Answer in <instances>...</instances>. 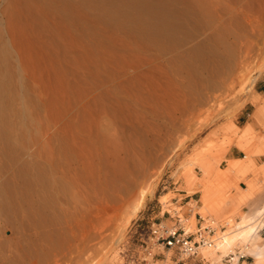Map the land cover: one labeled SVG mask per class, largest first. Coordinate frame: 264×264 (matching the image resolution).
Instances as JSON below:
<instances>
[{
    "label": "rangeland",
    "instance_id": "obj_1",
    "mask_svg": "<svg viewBox=\"0 0 264 264\" xmlns=\"http://www.w3.org/2000/svg\"><path fill=\"white\" fill-rule=\"evenodd\" d=\"M28 2L29 11L25 14L23 0H0V134L10 132L8 140L13 146L14 158L40 163L58 158L59 148L67 138L65 134L72 132L68 136H73L79 144L83 162L89 161L88 156L95 164L93 172L98 173V177L93 173V179L97 177L93 180V196L96 203L93 209L85 205L86 197H91L92 192L88 190L87 171L77 165L81 163L77 157L69 178L80 192L76 201L71 199L68 209L64 206L65 211L22 209L23 212H13L15 217L0 208V264H86L88 259L93 264H136L131 258L139 251L136 245L140 230L166 210L188 211V206L179 207L183 196H177L178 202L172 203L169 191H180L181 172L187 165L195 169L198 161L210 163L212 174L222 170L221 178L228 184L223 197L219 198L220 210L226 214L220 226L222 230L228 229L225 225L228 218H234L233 224L244 219L249 221L247 218L253 211L264 208V45L261 41L264 38V0ZM139 3L153 7L164 4L165 19L175 20L182 26L178 25L180 28L174 31H179L180 34L175 35L181 38L177 36V40L156 25L157 29L150 28L153 25L146 22L153 19L148 14L150 20L146 18L143 13L146 7L142 8ZM12 11L20 13L11 16ZM171 36L177 41H170ZM236 50L245 52L244 70L240 73L232 55ZM211 59L214 62L217 59V64ZM208 63L216 64L215 68L211 66L210 70ZM205 69L215 71L214 80L208 82ZM257 74L252 84L247 83L248 78ZM256 84L261 85L262 93L254 91ZM204 86L220 94L210 108L197 102ZM191 107L195 110L192 116L188 114ZM146 128L148 131L151 128L150 133ZM134 130L137 134L131 132ZM101 135L106 143H100ZM154 136L159 138L155 140ZM129 137L143 141L141 145L134 142L139 143L142 151L139 154L143 153L139 158L149 162H139L145 166L143 172L142 165L136 166L137 173H134L136 168L131 167L134 172L130 169L133 174L131 172L125 180L126 188L122 180L115 178L113 168L119 164L115 159H120L118 157L127 149L126 145L123 150L116 146L123 147L120 142L125 139L130 149L134 146L128 142ZM3 146L4 140L0 138V165L7 160ZM49 148H52L51 155ZM232 153L241 158L228 160ZM105 154L108 157L103 156ZM6 170L5 166L0 168V184L4 177H8L4 182L19 179L18 173L7 171V174ZM110 171H114V175ZM130 177L133 180L138 177L139 184L145 183L139 186L137 181H129ZM134 184L145 189L140 190ZM115 186L119 190L114 189ZM108 187L119 194L108 193ZM147 188L151 195L145 197L138 211L132 212L137 193L147 192ZM198 196L195 192L187 198L197 199ZM39 213H46L42 215L46 218L38 217ZM261 217L253 224L257 225L261 236L257 245L264 249V215ZM52 220L54 223L50 222ZM185 224L187 226V221ZM190 231H195V227ZM255 250L254 247L242 251V245L237 243L232 252L220 253L219 259L202 256L201 264H231L228 255L231 253L232 257L239 256L243 263H252L256 260ZM162 258L148 256L147 261L171 264L169 254L165 261H157Z\"/></svg>",
    "mask_w": 264,
    "mask_h": 264
},
{
    "label": "bare ground",
    "instance_id": "obj_2",
    "mask_svg": "<svg viewBox=\"0 0 264 264\" xmlns=\"http://www.w3.org/2000/svg\"><path fill=\"white\" fill-rule=\"evenodd\" d=\"M23 3H24V7H23V9H24V12H25V14H27L28 13V11H29V2H28V0H23ZM140 4V6L142 7H146V8H143L144 9V11H143V13L145 12L146 13V15L148 14L149 15V17H152V21H145L146 22V24L148 23H151L152 25H153V27L151 26L150 28H153V29H157V27H160L161 29L160 30H162V32H163V30L165 31V33L166 34H169V35H174V36H176V39L179 37L178 35L180 34L179 33V31L176 33H174V31H177V29H178V27L180 26L178 23H176L175 22V20L174 21H167L165 18H166V6H164V4L163 5H160V6H157V7H153V6H150V5H147V4H143V3H139ZM139 6V5H138ZM141 7H139V8H141ZM141 8V11L143 10ZM168 8V7H167ZM168 10H169V8H168ZM11 13V16L13 15H15V14H19L20 12H17V11H12V12H10ZM142 13V14H143ZM171 14V13H170ZM148 15L146 16V18H148ZM143 16H144V14H143ZM145 17V16H144ZM149 20H150V18H148ZM170 20V19H169ZM177 21V20H176ZM143 24V23H142ZM145 24V25H146ZM144 25V26H145ZM155 25L157 26V27H155ZM179 25V26H178ZM148 27H149V25H147L146 26V28L148 29ZM155 27V28H154ZM180 27H182V26H180ZM179 27V28H180ZM173 30V31H172ZM168 31V32H167ZM165 33H163V34H165ZM149 34V33H148ZM156 34V33H155ZM158 34H160V33H158ZM175 34H178V35H175ZM259 34H261V33H259ZM153 35V34H152ZM168 35V36H169ZM150 36V35H149ZM155 36V35H154ZM168 37V36H166V35H163L162 37ZM178 36V37H177ZM260 36V35H259ZM157 37V36H156ZM264 37V36H263ZM175 38V37H174ZM174 38H172V36H171V39L172 40H170V41H173V40H175ZM181 37H179V39H180ZM261 38H262V36H261ZM260 38V39H261ZM169 39L170 38H168V41H169ZM179 39H177V40H179ZM163 40H164V38H163ZM177 40H175V41H177ZM167 41V40H166ZM169 41V43H171ZM262 41V44L264 45V38L261 40ZM159 42H161V41H159ZM166 43H168V42H166ZM176 44H177V42H175ZM175 43H174V45H175ZM227 45V44H226ZM169 46V45H168ZM229 46V45H228ZM237 46V45H236ZM259 46V45H258ZM264 47V46H263ZM262 47V48H263ZM238 48V47H237ZM240 48V47H239ZM243 49V48H242ZM264 49V48H263ZM226 50V49H225ZM240 50V49H239ZM245 50V49H244ZM248 50V49H247ZM237 51V50H236ZM258 51V50H257ZM231 51L230 50H228V54L230 53ZM233 52V51H232ZM244 51L242 52V51H237L236 53H234V54H232V55H235L234 57H235V61H237V65H238V70H239V73L241 72V70H244V65H242V63H243V61H244V59H245V61H246V58H244L245 56H244ZM248 54V53H247ZM231 55V54H230ZM252 55V54H251ZM251 55H249V56H251ZM256 55H258L257 53H256ZM261 55V54H260ZM263 55V54H262ZM227 56H229V55H227ZM227 56H226V58H227ZM247 57V56H246ZM252 57V56H251ZM229 58H231V57H229ZM225 58H223L222 60H220V62L221 61H223ZM212 61H213V59H211ZM210 60V61H211ZM252 60V59H251ZM216 61H217V59H216ZM214 62V63H216L217 64V62ZM213 62H210V63H213ZM218 62H219V60H218ZM220 62H219V65H220ZM210 63H208L209 65L207 66V67H209L210 66ZM213 63V64H214ZM225 63H228V62H226L225 61ZM251 63V62H250ZM203 64V63H202ZM216 64H215V66H216ZM221 64H222V62H221ZM229 64V63H228ZM264 64V63H263ZM218 65V66H219ZM211 66H213L214 68H215V66L214 65H212L211 64ZM210 66V67H211ZM248 66V65H247ZM213 67H211L210 68V70H212L213 69ZM247 68V67H246ZM253 69V68H252ZM204 70V69H203ZM210 70H208V69H205V71H206V77L208 78V82H210L211 81V79H213L214 77H215V71H210ZM218 70V69H217ZM258 75L259 74H257L255 77H253V78H248V77H246V79L247 80H249V81H247V83L249 82V83H251L252 84V82L258 77ZM222 77V76H221ZM250 77V76H249ZM204 78V77H203ZM203 80V79H202ZM214 80V79H213ZM207 81V80H206ZM245 81V80H244ZM215 82V81H214ZM204 83V82H203ZM202 83V84H203ZM213 84H215L216 85V83H213ZM246 84V83H245ZM210 86V85H209ZM208 86V87H209ZM217 86V85H216ZM216 86H213L214 88L216 87ZM220 86V85H219ZM205 87V90H202V91H200V93H199V95H200V99H197L196 101L198 102V104H199V102H200V105L201 106H206V108H207V106H209V108L212 106V104H213V102H216L217 101V99H218V97L220 96V94H216L215 93V90L214 89H212L211 87H207V86H204ZM218 87V86H217ZM228 88L229 87H231L230 85H228L227 86ZM206 88H208V89H206ZM232 88V87H231ZM204 89V88H203ZM230 89V88H229ZM231 90V89H230ZM222 91V90H221ZM202 92V93H201ZM201 100V101H200ZM194 102V101H193ZM196 102V103H197ZM192 105V104H191ZM196 105V107L198 106L197 104H195ZM194 105V106H195ZM193 106V105H192ZM195 107V108H196ZM127 108V107H126ZM125 108V109H126ZM124 109V108H123ZM121 110V109H120ZM192 110H194V107H191V109L190 110H188V111H190L188 114L190 115L191 114V116H192V113H193V111ZM197 110H199L198 108H197ZM101 111V110H100ZM124 111V110H123ZM195 111V110H194ZM202 111V110H201ZM102 112V111H101ZM125 112V111H124ZM139 112V111H138ZM187 112V111H186ZM185 112V113H186ZM72 114V113H71ZM127 114V113H126ZM118 115H119V113H118ZM99 116H101V115H99ZM88 117V116H87ZM124 117V116H123ZM133 117V116H132ZM181 117H183V116H181ZM185 119H186V117H184ZM125 119V118H124ZM126 119H129V118H126ZM125 119V120H126ZM144 119V118H143ZM185 119H183V120H185ZM84 120V119H83ZM123 120V119H122ZM130 120V119H129ZM134 119H132V121H133ZM140 120V119H139ZM103 121H104V119H103ZM103 121H101V122H103ZM127 121V120H126ZM138 121V120H137ZM149 121H150V119H149ZM189 121V118L185 121V122H188ZM92 122V121H91ZM115 122V121H114ZM125 122V121H124ZM129 122V121H128ZM131 122V121H130ZM254 122V121H253ZM144 123V122H143ZM154 123V122H153ZM255 123V122H254ZM110 124V123H109ZM113 124V123H112ZM124 124H127V123H124ZM138 124V123H137ZM156 124V123H155ZM185 124V123H184ZM85 125V124H84ZM83 125V126H84ZM96 125V124H95ZM138 125H140V124H138ZM135 126V125H134ZM144 126H145V124H144ZM155 126V125H154ZM153 126V127H154ZM179 126V125H178ZM250 126V125H249ZM253 126V125H252ZM88 127V126H87ZM86 127V128H87ZM109 127V126H108ZM126 127H127V125H126ZM139 127V126H138ZM152 127V126H151ZM84 128V127H83ZM85 128V129H86ZM95 128V127H94ZM136 128H137V126H136ZM141 128V127H140ZM142 129H143V127H142ZM150 129L151 128H149V131H148V128H146V130L148 131V133H150ZM154 129V128H153ZM249 129V128H248ZM80 130V129H79ZM97 130H98V128H97ZM106 130V129H105ZM105 130H104V132H105ZM112 130H114V129H112ZM126 130V129H125ZM124 130V131H125ZM128 130V129H127ZM127 130H126V132H127ZM138 130V129H137ZM139 130H141V129H139ZM145 130V129H144ZM103 131V130H102ZM106 131H108V130H106ZM110 131V130H109ZM123 131V132H124ZM251 131V130H250ZM112 132V131H111ZM116 132V131H115ZM132 133H136L135 132V130L134 131H131ZM130 132V133H131ZM159 132V131H158ZM10 132L9 131H2V133L0 134V138H2L3 140H4V146H3V150H4V153H5V155H6V157H7V160H6V162H3L1 165H0V168L2 167L3 168V166H5L6 167V172L8 171L9 173L10 172H16V173H18L17 175H18V177H19V179L18 180H16V179H11V180H8V181H6V182H4L5 180H4V178H8V177H2L3 179L1 180L3 183H1L0 185V208H1V210H6L7 212H15V211H17V210H19V211H22L23 212V210H25V209H27V210H30L31 212H39V211H42L43 212V210L44 209H55V210H63L65 207H67V206H70V204H71V202H72V200L73 199H75V201H76V198L78 197V195H79V192H80V190L79 189H77V188H75L74 187V182H73V179H71V178H69V176H70V173L72 172V170H73V164H74V161H75V159L77 158V157H79V159L81 160V163L80 164H77L78 166H82V168L84 169V170H86L87 171V178H88V190L90 191V192H92V195H91V197H86V199H85V201H86V203H85V205L87 206V208L88 209H91V207H92V209H93V207H94V204L96 203H94V196H93V194H94V191H93V180H95L98 176H97V174L98 173H94L93 172V166H94V169H95V164H92V159H90L88 156H87V159H89V161H87V162H83V154H82V151H81V148H80V146H79V144L78 143H76L75 142V139L73 140V136H71V138H72V140H71V138H69V133L70 132H68V134H65V136H67V138H65V141L63 142L64 144L59 148V153H58V158H52V159H50L49 158V160L48 161H43V162H38L37 160H34V161H23V160H21V159H18V158H14L13 157V154H14V152H13V146H12V144L9 142V140H8V134H9ZM72 133V132H71ZM70 133V134H71ZM87 133V132H86ZM100 133V132H99ZM108 133V132H107ZM131 133V134H132ZM145 133H146V131H145ZM250 133V132H249ZM93 134V133H92ZM106 134V133H105ZM117 134V133H116ZM130 134V135H131ZM137 134V133H136ZM144 134V133H143ZM152 134V133H151ZM178 134V133H177ZM73 135V134H72ZM111 135V134H110ZM124 135V134H123ZM144 135H147V134H144ZM154 135H156V134H154ZM90 136V135H89ZM96 136V135H95ZM102 136V135H101ZM112 136V135H111ZM121 136V135H120ZM134 136H137V135H135L134 134ZM139 137H141V135H138ZM76 137V136H75ZM119 137V136H118ZM117 137V138H118ZM112 137H110L109 139H111ZM114 138V137H113ZM116 138V139H117ZM125 138V137H124ZM124 138H123V140H124ZM130 138V137H129ZM128 138V139H129ZM134 138V137H133ZM132 137L129 139V141L128 142H130V143H134V146L132 145V148L130 149V146L129 145H127V139H125L124 140V142H120L121 144L120 145H123V147L122 146H116V148H119V147H121L120 149H124V145H126V147H127V149L129 148V150L127 151V149H126V147H125V149H126V151L125 150H123V156L121 157V155L118 157V158H120V159H115V162H119V164L118 163H116L117 165V169L112 165V167H114L113 168V170L116 172V173H114V174H116V177L115 178H117V180H122V182H123V184H124V182H125V180L127 179V178H129V175L131 174V172L133 171L134 172V170H135V172L134 173H137L136 171H138V169H137V167L138 168H140V166L142 165V167H141V169H143L141 172H143L144 171V167H143V164H140L139 162H142V160L141 159H143V158H139V155L141 154V152H140V146L139 145H141L142 143H143V141L141 142L139 139L138 140H135L137 137H135L134 139H133ZM142 138V137H141ZM140 138V139H141ZM146 138H148L147 136H146ZM152 138V137H151ZM154 138H155V136H154ZM156 138H159V137H157L156 136ZM156 138H155V140H156ZM101 139V141H100V143H102V141H104L103 140V136H102V138H100ZM105 139V138H104ZM120 139V138H119ZM93 140H95V139H93ZM105 140H108V139H105ZM133 140V141H132ZM148 140H149V138H148ZM154 140V139H153ZM154 140V141H155ZM159 140V139H158ZM157 140V141H158ZM160 140H161V138H160ZM96 141V140H95ZM111 141V140H110ZM109 141V142H110ZM114 141H115V138H114ZM134 141H136V142H139V143H137V144H139V145H137L136 144V142H134ZM152 141V140H151ZM77 142H79V141H77ZM105 142V141H104ZM103 142V143H104ZM106 143V142H105ZM114 144H115V142H113ZM124 143V144H123ZM129 144V143H128ZM145 144H147V143H145ZM101 145V144H100ZM103 145V144H102ZM144 145V144H143ZM149 145H152V144H149ZM107 146V148H108V145H106ZM112 146V145H111ZM111 146H109V147H111ZM144 146H146V145H144ZM154 146V145H153ZM157 146V145H156ZM101 147H103V146H101ZM112 147H114V146H112ZM111 147V148H112ZM148 147V146H147ZM147 147L145 148V150L147 151L148 149H147ZM152 147V146H151ZM115 148V149H116ZM155 148V147H154ZM157 148V147H156ZM155 148V149H156ZM51 151H49V155H51L53 152H52V148H49ZM105 149V148H104ZM120 149L118 150V151H120ZM152 149V148H151ZM98 150V149H97ZM96 150V151H97ZM101 150H103V149H101ZM108 150V149H107ZM144 149H143V151H145ZM157 150V149H156ZM95 151V152H96ZM110 150H108V152H109ZM117 151V154L119 153ZM104 151H102V153H103ZM107 151H106V153H108ZM152 152V151H151ZM105 153V152H104ZM110 153H112L111 151H110ZM140 153V154H139ZM148 153V152H147ZM109 154V153H108ZM115 154H116V151H115ZM121 154V153H120ZM152 154V153H151ZM102 155V154H101ZM113 155V154H112ZM103 156H106V154L105 155H103ZM115 156V155H114ZM141 156H143V153H142V155H140V157ZM147 156V155H146ZM101 157V156H100ZM106 157H108V156H106ZM105 157V158H106ZM115 157H117V155L115 156ZM147 157H149L148 159H151L150 158V156H147ZM20 158H21V155H20ZM111 158V157H110ZM144 158H146V157H144ZM107 159V158H106ZM114 159V157L112 158V159H110V160H113ZM108 160V159H107ZM117 160V161H116ZM144 161L145 160H143V162L142 163H144ZM102 162H104V161H102ZM149 162V160L147 161V163ZM95 163V162H94ZM107 163V162H106ZM112 163H113V161H112ZM145 163H146V161H145ZM146 163V164H147ZM76 164V163H75ZM140 166H139V165ZM191 164H192V162H191ZM196 164V163H195ZM102 165V164H101ZM108 165V164H107ZM138 165V166H137ZM197 165V164H196ZM103 166V165H102ZM137 166V167H136ZM191 167H192V165H190ZM134 169V168H136V169H132V168ZM187 167L188 168H186V169H184V171L183 172H181L182 173V175H180V176H182L181 178H182V182H184L185 183V185L186 186H188L189 188H190V190H192V188H193V185L196 183V182H199V184H200V196H199V199L198 200H192V201H190L188 204H189V206H188V212H189V216L187 217H184V225L186 226V221H187V226L185 227L186 228V230L187 231H190L191 229L192 230H194V227L196 228V226H195V220H194V214L195 213H200L201 214V216L202 217H205V218H207V217H209V219L207 220V222H206V224H204V225H202V226H209V228H211L214 232H213V236H212V238H213V243L212 244H210V245H200V246H198V248H197V252H198V256L199 257H201V258H203V257H207V258H210V259H219V257H220V253H222V252H225V251H230V252H232V249L236 246V244L237 243H239V244H241L242 245V251H246V250H250V249H253L254 247L256 248V250L255 251H253L254 252V254L253 255H255V261H253L252 263H243L241 260H239V256H236V257H232L233 256V254L231 253V254H228V255H230V259L229 260H232V263L231 264H264V249H263V247L262 246H259V245H257V243L260 241V239H261V236L259 235V233H258V230H257V225L255 224H253L256 220H257V218L258 217H261L262 215H264V208L263 209H256L255 211H253V214L250 216V217H248L247 218V216H246V218L247 219H249V221H247V220H245L244 219V222H241V223H236V224H233L232 223V219H234V218H232V219H230L231 217L230 216H228V217H230V218H228L227 219V221L225 222V225H227L228 226V229L227 230H222L221 228H220V226H221V223H222V221L224 220V216L223 215H226V214H222V212L223 211H221L220 210V208H222L221 206H220V202H219V198L222 196L223 197V192H224V190L228 187V184L226 183V181L224 182V180H222V178H221V176H222V170L220 171V170H218V171H216L214 174H212V166H211V164L210 163H208V162H206V161H204V162H201V161H198V165L196 166V168L195 169H192L191 167H189L188 165H187ZM104 168H105V166H104ZM103 169V168H102ZM106 169V168H105ZM108 169V168H107ZM132 171H131V170ZM97 171V170H96ZM95 171V172H96ZM106 170H104V172H105ZM108 171V170H107ZM113 171V172H114ZM7 172V174H9ZM111 172V171H110ZM113 172H111L112 174H113ZM133 172H132V174H133ZM5 173V172H4ZM93 173L97 176L95 179H93ZM106 173V172H105ZM104 173V174H105ZM224 173V172H223ZM6 174V173H5ZM103 174V177L104 176H107V175H104ZM108 174V173H107ZM113 174V175H114ZM139 174V173H138ZM143 174V173H142ZM111 175V174H110ZM211 175H213L212 176V178H210L209 179V176L211 177ZM5 176V175H4ZM8 176V175H7ZM101 176V175H100ZM139 176V175H138ZM142 176V175H141ZM16 177V176H15ZM109 177H113L112 179H114V176H109ZM108 177V178H109ZM141 178V177H140ZM1 179V178H0ZM107 179V178H106ZM110 179V178H109ZM135 179L136 180H133V178L132 177H130V180L129 181H132V183L134 182V181H137L136 183H138V182H140V179L137 177H135ZM138 179V180H137ZM4 180V181H3ZM105 180V179H104ZM124 180V181H123ZM128 180V179H127ZM86 183H87V181H85ZM120 182V181H119ZM122 182L120 183V184H122ZM142 182V181H141ZM144 182V181H143ZM111 183V182H110ZM116 183H117V185H118V182L116 181ZM116 183H113V184H116ZM126 183V182H125ZM132 183H129L128 182V185L129 184H132ZM135 183V182H134ZM145 183V182H144ZM143 183V184H144ZM105 184V183H104ZM103 184V185H104ZM122 184V185H123ZM142 183H138V185L140 186ZM143 184H142V186H143ZM148 184V183H147ZM125 185V184H124ZM135 186H137L136 184H134ZM230 185V184H229ZM126 186V185H125ZM130 186H132V185H130ZM139 186H137V188H139ZM147 187H149V186H147ZM109 188V187H108ZM112 188H113V186H112ZM111 188V189H112ZM118 189V187H116L115 186V188L114 189ZM126 188H128V186H126ZM129 188H131V187H129ZM132 188H135V187H132ZM142 188H144V187H142ZM142 188L140 189V190H142ZM110 189V188H109ZM111 189H110V191H107L108 193L109 192H111V193H115L116 191H111ZM123 189L124 190H126L124 187H123ZM145 189V188H144ZM83 190V189H82ZM119 190V189H118ZM135 190V189H134ZM149 189L147 188V192H145V190H143V191H141L140 193H137L138 194V196H137V194L135 195V196H137L135 199H137V201L136 202H134L133 203V206H132V208H131V210H132V212H136V211H138L139 210V208L142 206V204H143V201H144V199H145V197L146 196H149V195H151V192H150V190L148 191ZM127 192H128V190H126ZM125 191V192H126ZM133 192H135V191H133ZM199 192V191H198ZM120 193L122 194V190L120 191ZM148 193V194H147ZM80 194H82V193H80ZM115 194H119V191H117V193H115ZM115 194H114V196H115ZM107 195H112V194H107ZM113 196V195H112ZM113 196V197H114ZM166 198V197H165ZM72 199V200H71ZM121 199H122V197H121ZM124 199H126V198H124ZM123 199V200H124ZM160 199H162V198H160ZM163 200V199H162ZM164 200H166V199H164ZM163 200V201H164ZM74 201V200H73ZM80 201V200H79ZM96 201V200H95ZM161 201V200H160ZM82 202V201H81ZM98 202V201H97ZM162 202V201H161ZM76 204H79V202L77 203L76 202ZM168 204V203H167ZM74 205H75V203H74ZM80 205V204H79ZM82 205H83V203H82ZM84 205V206H85ZM65 206V207H64ZM73 206V205H72ZM74 207V206H73ZM75 207H77V206H75ZM74 207V208H75ZM167 207V206H166ZM23 209V210H22ZM67 209H68V207H67ZM71 209V208H70ZM164 209H166V208H164ZM1 210H0V214H1ZM54 210V211H55ZM60 210V211H61ZM177 210V209H176ZM19 211H17V212H19ZM26 211V210H25ZM64 211H65V209H64ZM59 212V211H58ZM78 212V211H77ZM88 212H89V210H88ZM24 213H26V212H24ZM49 213V212H48ZM80 213H82V212H80ZM18 214V213H17ZM44 215L46 214V213H43ZM43 214H41L40 215V213H39V216L38 217H40L41 216V218H43L42 217V215ZM53 214H55V213H53ZM65 214V213H64ZM76 214V213H75ZM243 214V213H242ZM2 215V214H1ZM9 215V217H10V214H8ZM11 215H13V216H15L16 214L15 213H13V214H11ZM18 215H20V214H18ZM35 215H37V214H35ZM35 215H34V217H35ZM60 215V214H59ZM62 215V214H61ZM70 215V214H69ZM78 215V214H77ZM81 215V214H80ZM46 216V215H45ZM82 216V215H81ZM200 216V217H201ZM244 215H242V217H243ZM16 217V216H15ZM18 217V216H17ZM34 217H32V218H34ZM37 216H36V218H38ZM52 217V216H51ZM88 217V216H87ZM7 218H8V216H7ZM21 218V217H20ZM29 218V217H28ZM28 218L26 219V220H28ZM44 218H46V217H44ZM64 218V217H63ZM94 218V217H93ZM243 218H245V217H243ZM242 218V219H243ZM261 218H263V217H261ZM30 219V218H29ZM52 219V218H51ZM50 219V220H51ZM79 218H77V220H78ZM87 219V218H86ZM96 219V218H95ZM128 219V218H127ZM8 220V219H7ZM22 220H24L23 219V217H22ZM42 220V219H41ZM44 220V219H43ZM75 220V219H74ZM93 220V219H92ZM91 220V221H92ZM262 220V219H261ZM9 221V220H8ZM29 221V220H28ZM67 221V220H66ZM242 221V220H241ZM21 222V221H20ZM31 222H32V220H31ZM33 222H35V218L33 219ZM32 222V223H33ZM41 222H43V221H41ZM50 222H52V223H54L53 222V220L52 221H50ZM58 222V221H57ZM236 222V221H235ZM22 223V222H21ZM24 223V222H23ZM45 223H47L46 221H45ZM263 223H264V220H263ZM37 224V223H36ZM39 224V223H38ZM41 224V223H40ZM43 224V223H42ZM48 224L49 225H51L49 222H48ZM84 224V223H83ZM114 224V223H113ZM253 224V225H252ZM14 225V224H13ZM113 226H115V225H113ZM43 227V226H42ZM48 227V226H47ZM117 227V226H116ZM262 227H264V224L262 225ZM40 228V227H39ZM33 229V228H32ZM36 229V228H35ZM62 229V228H61ZM75 229V228H74ZM125 229V228H124ZM31 230V229H30ZM122 230H123V228H122ZM105 231V230H104ZM66 232V231H65ZM17 233V232H16ZM42 233V232H41ZM15 234V233H14ZM31 234V233H30ZM34 234V233H33ZM40 234V233H39ZM46 234V233H45ZM95 234V233H94ZM47 235V234H46ZM53 236V235H52ZM10 237V236H9ZM13 237V236H12ZM16 237V236H15ZM20 238V237H19ZM39 238L40 237H38V239L37 240H39ZM41 238H43V236H41ZM78 238V237H77ZM120 238V237H119ZM8 239V241L11 239H9V238H7ZM95 239V238H94ZM118 239V238H117ZM44 240V239H43ZM96 240V239H95ZM18 241V240H17ZM48 241V240H47ZM80 241H82V240H80ZM2 242V241H1ZM44 242V241H43ZM17 243V242H16ZM32 243V242H31ZM37 243V242H36ZM34 244V243H33ZM7 246V245H6ZM36 247V246H35ZM201 247V248H200ZM37 248V247H36ZM35 248V249H36ZM199 248H200V251H199ZM18 251V250H17ZM26 251V250H25ZM28 251V250H27ZM32 252V251H31ZM34 252V251H33ZM30 254V253H29ZM32 254V253H31ZM35 254V253H34ZM27 255V254H26ZM203 256V257H202ZM10 258V257H9ZM206 258V259H207ZM91 260H93L92 258H91ZM85 261V260H84ZM103 261V260H102ZM106 261V260H105ZM20 262V261H19ZM86 262H88V263H86V264H93V263H91L92 261H90L89 259L86 261Z\"/></svg>",
    "mask_w": 264,
    "mask_h": 264
},
{
    "label": "built area",
    "instance_id": "obj_3",
    "mask_svg": "<svg viewBox=\"0 0 264 264\" xmlns=\"http://www.w3.org/2000/svg\"><path fill=\"white\" fill-rule=\"evenodd\" d=\"M180 207V206H179ZM162 212L161 216L152 219L146 228L138 233L139 251L132 257L134 263L149 264L147 257L162 256L166 260L169 254L171 264H201L203 258L197 254L200 245L213 243V230L209 226H202V218L195 214V231H187L184 225L186 213L181 209ZM240 258V257H239Z\"/></svg>",
    "mask_w": 264,
    "mask_h": 264
},
{
    "label": "crops",
    "instance_id": "obj_4",
    "mask_svg": "<svg viewBox=\"0 0 264 264\" xmlns=\"http://www.w3.org/2000/svg\"><path fill=\"white\" fill-rule=\"evenodd\" d=\"M254 91L257 93V94H259V93H262V88H261V85L260 84H256L255 85V89H254ZM239 156H237V155H235L234 153H232L231 155H230V158H228V160H233V159H237ZM239 158H241V157H239ZM179 188H180V191H176V190H170L169 192L171 193V197H170V199H171V202L172 203H177L178 202V198L176 199V197L177 196H183V199L184 200H182V201H180V203H179V206L180 207H183V206H189L188 205V203L190 202V201H192V200H198L199 199V196H200V184H199V182H196L194 185H193V188H192V190H190V188L188 187V186H186L185 185V183L184 182H182L181 181V184H180V186H179ZM199 191V192H198ZM195 192H198L199 193V196H198V198L197 199H195V198H187L188 196H189V194H193V193H195ZM168 192H164V194H167ZM188 208V207H187ZM186 213V216L188 217L189 216V212L188 211H186L185 212ZM196 214V213H195ZM195 214H194V220H195ZM200 216H201V214L200 213H198ZM201 218H202V223L201 224H206V222H207V220L209 219V217H207V218H205V217H202L201 216ZM207 219V220H206ZM195 226H196V220H195ZM157 261H161V260H157Z\"/></svg>",
    "mask_w": 264,
    "mask_h": 264
}]
</instances>
